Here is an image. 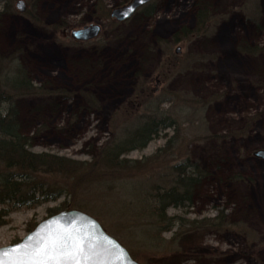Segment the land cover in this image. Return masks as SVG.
Masks as SVG:
<instances>
[{
    "label": "rangeland",
    "instance_id": "1",
    "mask_svg": "<svg viewBox=\"0 0 264 264\" xmlns=\"http://www.w3.org/2000/svg\"><path fill=\"white\" fill-rule=\"evenodd\" d=\"M18 1L2 20L0 53L16 57L42 88L16 101L33 151L90 167L108 140L138 124L151 91L168 94L162 108L177 124L124 154L147 166L117 169L100 162L95 176L83 175L73 193L35 206L4 205L0 247L19 242L52 209L71 201L141 264H264V159L254 154L264 149V0H152L153 12L143 5L122 21L111 11L131 0H24V11ZM202 2L210 10L206 30L182 36L184 28H196ZM92 23L103 25L96 38L71 36ZM176 35L182 38L174 41ZM8 106L2 103L0 111ZM188 156L207 175L193 204L168 214L191 221L214 219L223 210L224 224L191 230L177 224L159 245L142 236L150 219L137 215L142 203L132 194L168 185L172 166ZM3 171L0 165V179ZM41 178L50 187L54 180L72 181ZM119 204L129 211L115 213Z\"/></svg>",
    "mask_w": 264,
    "mask_h": 264
},
{
    "label": "trees",
    "instance_id": "2",
    "mask_svg": "<svg viewBox=\"0 0 264 264\" xmlns=\"http://www.w3.org/2000/svg\"><path fill=\"white\" fill-rule=\"evenodd\" d=\"M16 0H0V26L6 14L15 12ZM153 1L144 5V11L153 12ZM109 12V11H108ZM208 6L202 2L198 6L197 26L194 29H183L182 36L203 33L210 18ZM35 16V15H33ZM176 35L174 41L181 39ZM248 50V49H246ZM42 92V88L34 85L29 71L21 65L16 57L4 56L0 53V105L8 103L5 111H0V165L4 171L0 179V226L5 222L8 210L3 206L13 202L33 205L57 200L73 190L82 176L93 178L96 174L93 169L100 167V162L112 168H137L147 162L132 161L124 157V154L142 149L161 132L177 124L176 119L162 108V104L171 100L168 94L161 92L154 97L153 91L147 99L145 111L140 115L139 122L123 137L115 135L108 140L100 149L99 154L88 167L87 161L73 159L64 155L54 154L47 151L36 152L31 149V137L21 131L19 109L16 101L19 98L34 96ZM84 97L93 104L92 95L84 93ZM124 115H127L126 111ZM172 173L168 185L154 184L144 190L134 191V198L142 206L137 211L140 217L150 219L147 227H141L142 236L148 240L161 244L164 240L163 233L171 231L175 225L180 229H199L203 226L218 227L224 224L223 210L214 219L187 220L177 215H169L171 207L186 208L193 204L195 189L202 183L207 175L198 160H192L189 156L172 166ZM96 172V171H94ZM41 175H60L70 178L72 181L62 184L57 182L48 186V182ZM51 184V183H50ZM75 184V185H74ZM54 186V187H53ZM69 190V191H68ZM38 195V197H36ZM63 206L80 209L82 205L75 202H65ZM126 207L123 204L116 205L115 213L125 214ZM53 213L60 210L52 209ZM53 215V214H51ZM215 220V222H214ZM178 235L175 233V236ZM174 236V237H175ZM173 237V238H174Z\"/></svg>",
    "mask_w": 264,
    "mask_h": 264
},
{
    "label": "water",
    "instance_id": "3",
    "mask_svg": "<svg viewBox=\"0 0 264 264\" xmlns=\"http://www.w3.org/2000/svg\"><path fill=\"white\" fill-rule=\"evenodd\" d=\"M152 0H131L129 3L112 9L111 16L118 20H125L133 16L137 9ZM17 8L26 9L24 0H19ZM103 30L101 23H92L71 31L74 39L87 41L96 38ZM180 48L177 49L179 51ZM255 156L264 159V149L254 152ZM71 229L77 236L85 237L88 242L95 245L97 255L94 257L96 264H141L129 250L114 236L109 234L100 221L94 216L75 208H65L39 222L19 242L1 246L0 250L13 247H22L28 242L30 236H35L42 230Z\"/></svg>",
    "mask_w": 264,
    "mask_h": 264
},
{
    "label": "snow or ice",
    "instance_id": "4",
    "mask_svg": "<svg viewBox=\"0 0 264 264\" xmlns=\"http://www.w3.org/2000/svg\"><path fill=\"white\" fill-rule=\"evenodd\" d=\"M95 245L71 229L42 230L22 247L0 250V264H96Z\"/></svg>",
    "mask_w": 264,
    "mask_h": 264
}]
</instances>
